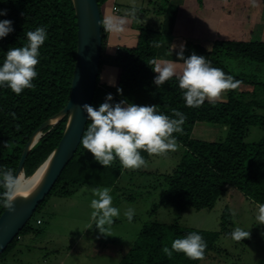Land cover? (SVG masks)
<instances>
[{"label": "trees", "instance_id": "obj_1", "mask_svg": "<svg viewBox=\"0 0 264 264\" xmlns=\"http://www.w3.org/2000/svg\"><path fill=\"white\" fill-rule=\"evenodd\" d=\"M108 1L97 0L102 17L100 74L105 65L113 63L120 68V78L111 86L103 83L99 74L92 104L98 106L107 93H112L114 102L156 104L159 111L169 116L174 115L172 109H178L186 117L182 132L173 133L184 151L177 165L163 175L160 183L163 187L162 203L173 205L180 211L212 209L229 187L243 192L255 203H264V137L253 143L245 141L251 127L264 129V75L257 70L259 65H264V41L216 39L210 47L186 41L185 56L193 52L203 55L213 66L222 68L239 81L236 88L227 90L225 100L209 102L206 99L199 107H189L184 103L176 76L157 87L153 84L156 73L148 64L157 61L164 36L172 31L175 10L170 9L163 29L141 25L135 47L119 48L115 56H109L105 51L109 30L103 16ZM0 9H7V15L0 16V19L12 20L14 27L13 32L0 39V62L10 47L27 42L25 33L28 30L41 25L47 28V39L40 48L36 66L38 75L33 80L35 87L25 88L19 95L8 87H0V165L16 173L32 135L68 102L76 62L77 19L73 0H0ZM175 59L180 60L178 56ZM232 61L240 67H231ZM118 88L123 89L122 93L117 91ZM67 122L68 115L43 129L42 136L24 162L26 177L32 176L55 150ZM89 123L88 120L87 126ZM198 123L227 126V135L221 141L194 139L191 133ZM140 151L145 163L148 162L152 154L143 149ZM126 170L118 159L105 167L80 143L49 195L0 256V264H8L10 258L18 254V245L25 237L42 236L43 230L38 227L44 224V220L36 214L52 196L69 197L84 185L117 189ZM5 208L0 203V215ZM229 215L226 210L220 231L191 228L178 221L146 222L118 264H199L216 249V242L227 230ZM193 231L199 232L207 243L202 258L193 260L182 252H173L168 257L162 251L165 245L171 247L173 239Z\"/></svg>", "mask_w": 264, "mask_h": 264}, {"label": "rangeland", "instance_id": "obj_2", "mask_svg": "<svg viewBox=\"0 0 264 264\" xmlns=\"http://www.w3.org/2000/svg\"><path fill=\"white\" fill-rule=\"evenodd\" d=\"M120 1L131 5V0ZM150 1L145 4L144 10H136L135 15L131 14V6H121L120 19L127 24L125 27L129 33L131 29H139L141 25L154 29L165 27L167 15L170 14L168 4L165 6V0ZM112 2L114 0H109L108 5ZM208 2L215 7L220 5L219 0ZM228 8L230 11V7ZM244 13L243 28L248 26V40L264 41V0H247L246 14ZM167 36L171 35L165 34L164 39ZM187 38L193 41L199 39V43L201 40L205 42V38L201 36ZM205 43L211 45V42ZM126 47L128 46H122ZM164 53L168 52L162 50L158 59H161ZM230 64L231 67H240L236 61ZM109 67L116 85L120 78V68L113 63H110ZM257 70L264 75V65H259ZM181 71L178 69L177 74ZM226 92L227 90L216 100H225ZM227 132L228 127L224 125L198 123L191 135L194 139L221 141ZM263 137L264 129L253 126L245 141L253 143ZM176 144V150H170L166 156L152 154L151 159L142 167L127 168L118 188H110L112 204L120 209L121 214L108 226L109 234L100 233L91 220V190L101 186L84 185L69 197L54 195L47 201L44 208L36 214L44 220V224L38 227L43 230L42 236L25 237L18 245L19 251L15 255L21 262L11 257L8 264H118L122 254L131 247L146 222L178 221L181 225L191 228L220 231L226 210L230 213L227 217V230L216 242V249L199 264H264V225H257L255 219L258 203L250 200L238 189L229 187L212 209L180 211L173 205L162 203L163 187L160 183L163 175L177 165L184 151L181 144ZM128 207L135 209L132 221L123 215ZM237 226L249 231L250 235L243 240L232 239L230 233Z\"/></svg>", "mask_w": 264, "mask_h": 264}, {"label": "clouds", "instance_id": "obj_3", "mask_svg": "<svg viewBox=\"0 0 264 264\" xmlns=\"http://www.w3.org/2000/svg\"><path fill=\"white\" fill-rule=\"evenodd\" d=\"M135 12L136 9L132 8L131 14L135 15ZM6 15L7 9H0V16ZM104 23L109 29L120 31L124 20L116 21L109 17ZM13 31L12 20L0 19V39ZM25 35L27 42L19 47H10L0 62V87H8L18 95L25 88L35 87L33 80L38 75L36 66L39 63L40 48L47 39V28L41 25L34 30H28ZM178 48L176 55L183 63L182 71L178 75L172 62L148 63L156 73L153 84L157 87L176 76L184 103L189 107H199L206 99L214 102L225 90L237 87L239 81L225 73L222 68L213 66L205 56L196 52L185 56V45L180 44ZM109 83L115 84V80L111 79ZM117 91L122 93L123 89L118 88ZM80 107L87 113L90 121L81 143L105 167L118 159L123 168L138 169L145 164L141 149L149 154L165 156L170 150L175 151L177 137L173 133L182 132L186 119L185 114L178 109H172L174 115L169 116L159 111L156 104L138 105L125 100L114 102L112 93H107L105 100L98 106L84 103ZM20 187L18 175L12 169L0 165V203L12 208ZM91 191V220L100 233L109 234L108 226L121 214L120 209L112 204L113 196L109 187H96ZM134 214L133 207H128L123 212L129 221H132ZM255 219L257 225H264V203H258ZM88 228L90 227H86ZM249 235V231L239 226L230 233L234 240H243ZM206 247L203 236L193 231L173 239L171 247L165 245L162 251L168 257L173 252H182L188 258L196 260L204 256Z\"/></svg>", "mask_w": 264, "mask_h": 264}, {"label": "water", "instance_id": "obj_4", "mask_svg": "<svg viewBox=\"0 0 264 264\" xmlns=\"http://www.w3.org/2000/svg\"><path fill=\"white\" fill-rule=\"evenodd\" d=\"M73 5L77 19V49L70 96L65 107L43 123L26 144L16 170L18 177L25 176L24 162L43 129L57 124L66 115L67 126L59 144L45 160L50 163L42 182L29 197L15 198L14 206L6 207L0 215V256L32 218L73 159L88 123V115L80 105L92 104L95 96L102 56V17L97 0H73Z\"/></svg>", "mask_w": 264, "mask_h": 264}, {"label": "crops", "instance_id": "obj_5", "mask_svg": "<svg viewBox=\"0 0 264 264\" xmlns=\"http://www.w3.org/2000/svg\"><path fill=\"white\" fill-rule=\"evenodd\" d=\"M220 5L215 7L208 0H168L165 2V6L168 4V9L173 8L175 10V18L172 24V31L162 42V50L164 53L161 59H157L156 63L163 64L165 62L174 63L176 69L183 68V63L176 58V52L179 50L178 46L180 44H185L186 41H193L186 37H200L205 38V42H212L216 39L225 40H240L248 39V26L243 28V23L245 22V17L242 15L246 14V3L247 0H219ZM151 2L150 0H131V5L123 3L120 0H114V2L104 6V20L106 18H113L116 21L120 20L121 6L127 5L135 8L136 10H144L145 4ZM143 6V7H141ZM118 8V12H115L114 8ZM230 7V11H228ZM245 10H244V9ZM204 13H203V12ZM237 11V12H236ZM239 11V12H238ZM124 25L122 30L116 31L109 29L108 39L106 45V53L109 56H115L119 48L122 46L135 47L138 43V38L140 31L139 29H131V33ZM203 28V29H202ZM250 34V32H249ZM244 35V37H243ZM199 40V39H195ZM194 41V42H197ZM204 45L209 44L203 42ZM122 42V43H121ZM177 45V48H174ZM162 50L160 52H162ZM110 64L103 67L100 74L101 81L108 85L114 86L115 84L109 83L112 79ZM17 255V254H16ZM13 260L21 262L17 256L13 257Z\"/></svg>", "mask_w": 264, "mask_h": 264}, {"label": "bare ground", "instance_id": "obj_6", "mask_svg": "<svg viewBox=\"0 0 264 264\" xmlns=\"http://www.w3.org/2000/svg\"><path fill=\"white\" fill-rule=\"evenodd\" d=\"M49 163L50 160L45 162L32 176L26 177L23 175H19L21 187L20 190L17 192L16 198L25 199L32 194V192L42 182L49 167Z\"/></svg>", "mask_w": 264, "mask_h": 264}, {"label": "built area", "instance_id": "obj_7", "mask_svg": "<svg viewBox=\"0 0 264 264\" xmlns=\"http://www.w3.org/2000/svg\"><path fill=\"white\" fill-rule=\"evenodd\" d=\"M114 10H115V12H118L119 11L118 8H116V7L114 8ZM37 222L40 223L39 220Z\"/></svg>", "mask_w": 264, "mask_h": 264}]
</instances>
